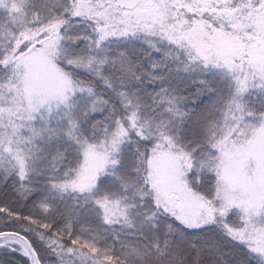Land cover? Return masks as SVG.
Instances as JSON below:
<instances>
[{"label": "snow or ice", "instance_id": "6c2138e0", "mask_svg": "<svg viewBox=\"0 0 264 264\" xmlns=\"http://www.w3.org/2000/svg\"><path fill=\"white\" fill-rule=\"evenodd\" d=\"M0 264H264V0H0Z\"/></svg>", "mask_w": 264, "mask_h": 264}]
</instances>
